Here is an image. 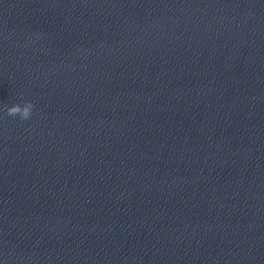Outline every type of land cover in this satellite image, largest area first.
Segmentation results:
<instances>
[{
    "label": "water",
    "instance_id": "1",
    "mask_svg": "<svg viewBox=\"0 0 264 264\" xmlns=\"http://www.w3.org/2000/svg\"><path fill=\"white\" fill-rule=\"evenodd\" d=\"M0 264H264V0H0Z\"/></svg>",
    "mask_w": 264,
    "mask_h": 264
},
{
    "label": "clouds",
    "instance_id": "2",
    "mask_svg": "<svg viewBox=\"0 0 264 264\" xmlns=\"http://www.w3.org/2000/svg\"><path fill=\"white\" fill-rule=\"evenodd\" d=\"M4 107L7 110V115L15 116L18 114L21 118L27 120L32 115V110L34 106L31 102H28L23 106L15 104L10 107L5 105Z\"/></svg>",
    "mask_w": 264,
    "mask_h": 264
}]
</instances>
